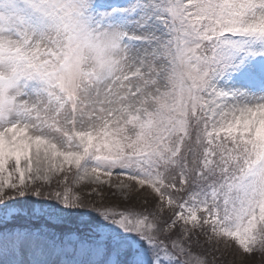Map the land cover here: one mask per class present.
I'll return each mask as SVG.
<instances>
[{
	"label": "snow or ice",
	"instance_id": "snow-or-ice-1",
	"mask_svg": "<svg viewBox=\"0 0 264 264\" xmlns=\"http://www.w3.org/2000/svg\"><path fill=\"white\" fill-rule=\"evenodd\" d=\"M222 247L264 264V0H0V264Z\"/></svg>",
	"mask_w": 264,
	"mask_h": 264
},
{
	"label": "rangeland",
	"instance_id": "rangeland-1",
	"mask_svg": "<svg viewBox=\"0 0 264 264\" xmlns=\"http://www.w3.org/2000/svg\"><path fill=\"white\" fill-rule=\"evenodd\" d=\"M137 206H140L139 204ZM221 259L217 261V264H258L261 260L259 254H255L249 259L241 252L234 248H221Z\"/></svg>",
	"mask_w": 264,
	"mask_h": 264
}]
</instances>
